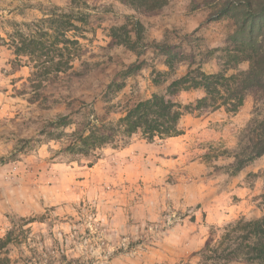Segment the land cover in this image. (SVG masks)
<instances>
[{"label":"rangeland","instance_id":"1","mask_svg":"<svg viewBox=\"0 0 264 264\" xmlns=\"http://www.w3.org/2000/svg\"><path fill=\"white\" fill-rule=\"evenodd\" d=\"M242 1L168 0L147 15L118 0H0V241L9 231L22 237L3 251L8 264H200L209 237L217 244L229 224L264 215V156L232 168L252 94L236 112H196L203 92H181L174 137L136 133L87 152L72 143L88 121L116 123L189 69L227 70L220 50ZM60 13L86 14L87 24L66 33L78 41L72 69L48 81L39 77L45 58L24 46L43 43L66 61L59 24L50 25ZM112 34L129 47L114 46ZM131 65L129 77L119 73ZM64 116L70 125L57 123Z\"/></svg>","mask_w":264,"mask_h":264},{"label":"trees","instance_id":"2","mask_svg":"<svg viewBox=\"0 0 264 264\" xmlns=\"http://www.w3.org/2000/svg\"><path fill=\"white\" fill-rule=\"evenodd\" d=\"M78 0H71L75 5ZM122 3L140 9L147 15H159L167 6L168 0H118ZM214 1V0H212ZM239 9V21L233 33L228 37L224 49L220 50L227 62V70L215 74H207L199 68L189 69L187 73L173 80L162 95L154 94L149 99L137 102L124 111L123 117L116 123H104L97 119L88 123L73 133V144H80L87 152L97 150L107 144L124 143L136 133L152 141L154 138L162 139L179 135L181 132L178 123L183 115L181 105L175 100L181 92L201 90L204 97L197 100L192 110L200 112L205 108L217 110L225 107L229 112L238 111L244 104L248 94H252L255 106L253 118L243 129L237 143V151L233 155L232 168L237 172L250 162L264 156V0H243ZM231 7L227 4L222 6L221 11L226 13ZM51 26L58 22V36L62 39L58 44L64 45L68 58L61 61V50L51 51L43 43L30 40L26 47L34 46L35 53L44 57L45 61L40 64L43 72L39 77L57 78L60 74L72 69L75 47L78 41L75 38L66 37V33L78 30V24H87V15L78 16L71 13L52 15ZM56 22H55V21ZM114 46L128 48L130 43L125 39H119L111 35ZM56 44V43H55ZM57 44V46H58ZM25 49H17L22 52ZM171 46L160 45L156 50L170 56ZM41 50L43 52H41ZM218 51V50H217ZM55 52V54H54ZM60 54V59L53 55ZM32 50L28 54H35ZM242 62L248 63V68L243 72L227 75L229 70ZM166 66L172 69L173 62L167 60ZM137 67V66H136ZM134 66L119 71L122 76L129 77ZM41 85L35 86L37 89ZM80 103H84L81 101ZM191 109L190 106L186 107ZM68 126V116L58 118L57 123ZM74 146V145H73ZM20 237V238H18ZM20 242V234L9 231L5 238L0 241V264H8L9 258L5 256L6 247L14 241ZM209 237L200 251L197 253L200 264H228L233 262L243 264H264V215L258 219L245 221L240 219L226 226L223 235L217 244Z\"/></svg>","mask_w":264,"mask_h":264},{"label":"crops","instance_id":"3","mask_svg":"<svg viewBox=\"0 0 264 264\" xmlns=\"http://www.w3.org/2000/svg\"><path fill=\"white\" fill-rule=\"evenodd\" d=\"M172 139V138H171Z\"/></svg>","mask_w":264,"mask_h":264}]
</instances>
